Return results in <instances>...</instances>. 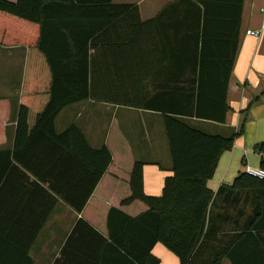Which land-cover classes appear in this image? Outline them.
Returning <instances> with one entry per match:
<instances>
[{
    "label": "trees",
    "instance_id": "trees-1",
    "mask_svg": "<svg viewBox=\"0 0 264 264\" xmlns=\"http://www.w3.org/2000/svg\"><path fill=\"white\" fill-rule=\"evenodd\" d=\"M61 2L0 0V44L25 45L28 49L16 142L24 140L28 147L35 141L44 142L41 152L46 155L52 151L49 149L52 142L54 152L57 149L54 146H58L57 150L70 153L90 166L93 181L82 202L71 197L68 190L63 191L55 185L78 212L84 209L105 173H110L121 159H130L133 161L129 180L131 195L122 200L121 205L140 201L147 207L133 216L121 208L112 207L107 218L108 237L112 242L82 218L74 232H82V226L90 228L106 241L107 248L121 254L123 264H160L161 259L152 251L158 243L172 251L179 264H222L225 258L232 264H258L264 227V178L252 176L244 170L229 186L234 190L262 189L263 193L262 211L255 213L246 230L236 237L219 235L220 230L215 224L219 214L214 212L216 196L207 186V181L213 177L222 153L231 149L236 138L243 133L248 112L264 95V90L250 101L242 112L244 116L239 129L230 136L207 133L184 120V117H194L227 122L231 111L228 88L238 52L245 0H180L177 3L184 5L186 12L196 18L186 37L187 45L191 46L188 59L194 77L182 99L162 100L159 95L148 100L136 99L129 89L131 71L133 77L137 75L140 85L147 77V68L115 70L118 84L110 92L117 99L107 102L163 113L173 174L166 177L159 196L146 194L144 163L134 160L130 144L115 121L109 130L107 143L100 148L92 147L76 124L62 132L55 127L56 118L64 107L89 98L101 101L103 95L110 96L109 90L105 92L99 88V77L108 79L103 74H109L103 69L98 52L104 36L95 34L119 31L116 39L108 42L113 41L126 49L127 59L141 60L140 50L135 48L141 41L147 42L145 39L153 21L141 19L137 4H114L112 0H69L62 6ZM59 6L73 10L74 16L84 20L75 21L73 26H64V22L58 20V13L64 12L58 9ZM165 11L167 8L161 14ZM102 17L107 18L104 21ZM60 26L66 29L84 26L89 29V35L84 38L67 36L64 32L59 36L53 35L51 30ZM159 39H162L160 35ZM212 46L220 48L219 52L208 53L207 48ZM213 61L221 68V84L209 69ZM176 88L171 87L172 90ZM9 114V99L0 98V142L5 140ZM15 151L16 157L22 152ZM255 151L262 154L260 167L264 169V141L256 144ZM45 154L44 162H49L50 157ZM227 187H220L219 194ZM72 238L68 239L63 249L64 259L60 262L67 261ZM72 250L79 252L73 247Z\"/></svg>",
    "mask_w": 264,
    "mask_h": 264
},
{
    "label": "crops",
    "instance_id": "crops-1",
    "mask_svg": "<svg viewBox=\"0 0 264 264\" xmlns=\"http://www.w3.org/2000/svg\"><path fill=\"white\" fill-rule=\"evenodd\" d=\"M61 1L62 6L69 3V0ZM179 1L112 0L114 4H137L141 19L153 21L145 39L147 42L141 41L135 48L136 51L139 48L141 60L127 59L126 49L113 41L108 42L115 40L119 31L95 34L104 36L103 43L98 45V52L102 67L109 74H103L108 79L99 77V88L105 92L109 90L107 93L110 96L103 95L101 101L89 98L70 104L60 111L55 121L58 132L76 124L94 148L107 143L109 130L115 121L130 144L134 160L144 163V190L154 196L162 194L166 177L173 174L163 113L109 103L107 100L117 99L110 92L118 84L117 68H147V77L140 85L137 75L133 77L131 71L129 89L136 99L148 100L159 95L162 100H180L185 96L194 77L188 59L191 46L187 45L186 37L196 18L186 12L184 5H178ZM62 6L58 9L64 12L58 13V20L64 22V26H73L75 21L84 20L74 16L73 10H65ZM166 8L167 11L161 14ZM106 18L102 17V20ZM263 22L264 0H245L238 52L228 88L231 111L227 122L184 117L187 123L207 133L223 136H230L239 129L244 116L242 112L264 90V33L260 37L246 33L248 29L259 28ZM64 26L54 27L52 34L59 36L64 32L67 36L79 35L83 38L89 35V29L84 26L74 29ZM163 43H166L165 46ZM219 50L215 46L207 48L208 53H218ZM27 52L25 45L0 44V98L10 101L5 140L0 142V264H55L58 261L59 264H123L121 254L107 248L106 241L90 228L82 226V232H74V228L80 218L85 219L112 242L107 226L112 207L121 208L132 216L147 209L140 201L121 205L122 200L131 195L129 180L133 161L121 159L110 169V173H105L81 212L65 200L57 188L68 190L71 197L79 202L89 193L93 181L90 166L70 153L57 150L58 146H54L57 148L54 152L52 142L49 148L52 151L46 155L41 152L44 142L35 141L28 147L24 140L17 143L15 139ZM211 65L209 69L221 84V68L214 61ZM172 86H176V90H172ZM262 141L264 95L250 108L243 133L236 138L231 149L222 153L213 177L207 181V186L216 196L214 212L219 214L215 221L219 235L236 237L246 230L255 213L262 211V189L229 188L242 168L246 171L247 166L260 167L261 154L255 151V146ZM15 150H22L19 158L15 156ZM44 154L50 157L49 162H44ZM222 186L228 187L219 194ZM72 236L67 261L60 262L65 256L63 249ZM261 236L262 252L258 255V264H264V227ZM152 251L161 259L160 264H179L178 257L161 243L156 244ZM222 264L232 262L225 258Z\"/></svg>",
    "mask_w": 264,
    "mask_h": 264
},
{
    "label": "built area",
    "instance_id": "built-area-1",
    "mask_svg": "<svg viewBox=\"0 0 264 264\" xmlns=\"http://www.w3.org/2000/svg\"><path fill=\"white\" fill-rule=\"evenodd\" d=\"M246 33L248 35H252L254 37H260L264 33V22L262 23V25L259 28L248 29ZM246 172L248 174H250L252 176H255V177H258V178H264V169L261 168V167L247 166L246 167Z\"/></svg>",
    "mask_w": 264,
    "mask_h": 264
},
{
    "label": "rangeland",
    "instance_id": "rangeland-1",
    "mask_svg": "<svg viewBox=\"0 0 264 264\" xmlns=\"http://www.w3.org/2000/svg\"><path fill=\"white\" fill-rule=\"evenodd\" d=\"M227 129H228L229 131L231 130L229 127H228ZM227 129H226V130H227ZM224 132H225V131H224ZM226 133H229V132H226ZM245 167H246V166H245ZM244 170H245V168H244V169L242 168L241 171H244ZM226 262H227V261H226Z\"/></svg>",
    "mask_w": 264,
    "mask_h": 264
}]
</instances>
